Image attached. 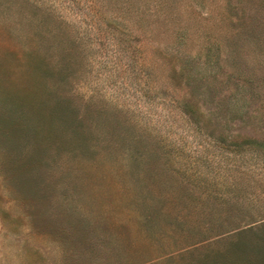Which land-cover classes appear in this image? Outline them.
Returning a JSON list of instances; mask_svg holds the SVG:
<instances>
[{
  "label": "rangeland",
  "instance_id": "374dc122",
  "mask_svg": "<svg viewBox=\"0 0 264 264\" xmlns=\"http://www.w3.org/2000/svg\"><path fill=\"white\" fill-rule=\"evenodd\" d=\"M0 115V264H264V0H0Z\"/></svg>",
  "mask_w": 264,
  "mask_h": 264
},
{
  "label": "trees",
  "instance_id": "16d2710c",
  "mask_svg": "<svg viewBox=\"0 0 264 264\" xmlns=\"http://www.w3.org/2000/svg\"><path fill=\"white\" fill-rule=\"evenodd\" d=\"M33 67L36 70V73H40L44 76H49L50 72L48 70V68L46 67L45 63L43 62L42 59L37 58L36 60H34L33 62ZM51 94V93H50ZM39 103L42 106V108H46L49 106V116L57 119V118H63V115L65 116L67 113L69 114L70 111L68 109V105L65 104L64 102H66V100H63V98H60L59 96H57L56 94H52L51 97H47V96H40L39 98ZM68 114L66 115L67 117V121L69 120ZM45 114L44 112L39 114V118H44ZM3 119H5V117H2L0 115V121H3ZM41 120V119H40ZM89 155H92V153H90ZM25 167L31 168L33 165L32 160H27L24 163ZM64 233V232H62ZM65 235V234H64Z\"/></svg>",
  "mask_w": 264,
  "mask_h": 264
}]
</instances>
